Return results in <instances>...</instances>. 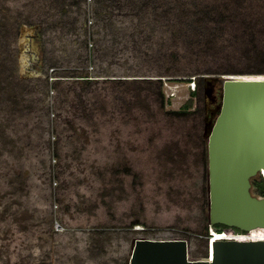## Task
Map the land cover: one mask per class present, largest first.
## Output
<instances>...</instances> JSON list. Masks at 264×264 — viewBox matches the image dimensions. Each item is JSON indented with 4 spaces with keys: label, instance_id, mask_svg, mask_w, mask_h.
<instances>
[{
    "label": "rangeland",
    "instance_id": "374dc122",
    "mask_svg": "<svg viewBox=\"0 0 264 264\" xmlns=\"http://www.w3.org/2000/svg\"><path fill=\"white\" fill-rule=\"evenodd\" d=\"M159 1L139 17L97 0H0V264H127L150 237L188 239L199 258L227 234L208 216L198 83L245 65L236 48L204 59L186 43L215 0Z\"/></svg>",
    "mask_w": 264,
    "mask_h": 264
},
{
    "label": "water",
    "instance_id": "95a60500",
    "mask_svg": "<svg viewBox=\"0 0 264 264\" xmlns=\"http://www.w3.org/2000/svg\"><path fill=\"white\" fill-rule=\"evenodd\" d=\"M203 90L210 224L264 231V197L254 191L264 171V76L206 75ZM190 255L188 239L138 238L127 264H264V240L211 239L205 257Z\"/></svg>",
    "mask_w": 264,
    "mask_h": 264
},
{
    "label": "trees",
    "instance_id": "16d2710c",
    "mask_svg": "<svg viewBox=\"0 0 264 264\" xmlns=\"http://www.w3.org/2000/svg\"><path fill=\"white\" fill-rule=\"evenodd\" d=\"M97 2L110 12L108 15H111L115 9L121 14L132 11L137 16H141L142 8L150 7L152 2L163 4L159 0H142V6L127 3L124 0H97ZM209 5L205 7L203 5V9L200 7L201 10L197 11L199 18L194 16L191 21V30L194 34H188L186 37L189 49L192 52L196 51L194 53L199 58L221 59L223 55L225 59H230L227 53L231 54V50L236 48L238 52H241L238 64L245 65V68L244 70L243 67L240 69L226 68L225 64H221L219 69L209 70L211 72L208 74L235 75L243 72V74L264 75V0H215L213 5ZM90 13L94 17V10L91 9ZM107 27L112 28L110 24ZM232 30L235 33L229 40L230 45L225 46L226 35L229 32L232 33ZM202 84L203 82H199L198 87L200 88ZM254 185L255 193L264 197V181H257ZM213 228L216 231L230 230L221 225ZM203 237H210L208 229Z\"/></svg>",
    "mask_w": 264,
    "mask_h": 264
},
{
    "label": "bare ground",
    "instance_id": "6f19581e",
    "mask_svg": "<svg viewBox=\"0 0 264 264\" xmlns=\"http://www.w3.org/2000/svg\"><path fill=\"white\" fill-rule=\"evenodd\" d=\"M90 20H91V18H90ZM177 238L181 239L180 237H176V238L175 237H162V238L161 237H156V238L150 237V239L161 240V241L174 240ZM135 239H138V238H135ZM183 239H185V238H183ZM211 239H212V244L215 240H264V231L263 230H253L249 233H236V234L234 233V234H226V235L216 234L214 236H211L210 240ZM131 245H132V243H131ZM130 248H131V246H130ZM190 250H191V248H190ZM211 252L213 253V250H211ZM190 258H191V261H195V260H200L203 257L198 258V257H193L192 255H190ZM209 261H211V259Z\"/></svg>",
    "mask_w": 264,
    "mask_h": 264
},
{
    "label": "built area",
    "instance_id": "2783aa9c",
    "mask_svg": "<svg viewBox=\"0 0 264 264\" xmlns=\"http://www.w3.org/2000/svg\"><path fill=\"white\" fill-rule=\"evenodd\" d=\"M263 175H264V172H263ZM56 229L59 231L60 226L57 225ZM223 232H225V233H227V234H234V233L236 234V233H240L239 231H235V230H229V231H223ZM214 234H215V232H214V233H211V236H214Z\"/></svg>",
    "mask_w": 264,
    "mask_h": 264
},
{
    "label": "clouds",
    "instance_id": "9594fccd",
    "mask_svg": "<svg viewBox=\"0 0 264 264\" xmlns=\"http://www.w3.org/2000/svg\"><path fill=\"white\" fill-rule=\"evenodd\" d=\"M260 181H264V175L262 174V180H260Z\"/></svg>",
    "mask_w": 264,
    "mask_h": 264
},
{
    "label": "flooded vegetation",
    "instance_id": "af4514ba",
    "mask_svg": "<svg viewBox=\"0 0 264 264\" xmlns=\"http://www.w3.org/2000/svg\"><path fill=\"white\" fill-rule=\"evenodd\" d=\"M255 182H257V181H255ZM255 182H254V183H255ZM259 182H260V181H259Z\"/></svg>",
    "mask_w": 264,
    "mask_h": 264
}]
</instances>
